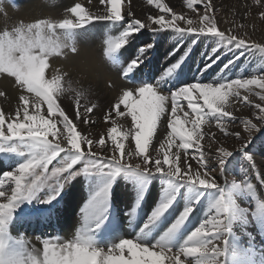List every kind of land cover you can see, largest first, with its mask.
I'll return each mask as SVG.
<instances>
[{
  "label": "snow or ice",
  "instance_id": "snow-or-ice-1",
  "mask_svg": "<svg viewBox=\"0 0 264 264\" xmlns=\"http://www.w3.org/2000/svg\"><path fill=\"white\" fill-rule=\"evenodd\" d=\"M260 2L257 0V3ZM121 3L122 0H99V4L105 6V12L94 13L77 2L66 9L77 18L75 22L68 18L59 22L39 19L22 23L11 31L0 32V74L14 78L15 84L21 89L15 116L0 111V153L19 152L23 157L22 162L13 170L0 174V198L5 201L0 202V264H222L227 244L224 234L230 231L231 216L239 212L232 202L230 192L241 188L251 191L253 185L233 183L231 189H227L212 178L211 169L206 168L207 158L201 142L206 137L214 140V134L208 136V133L202 131V126L215 123L226 137L235 136L237 141L242 140L241 133L226 131L228 123H235L237 119L230 110L235 103L258 110L256 119L264 126V75L254 74L250 78L231 80L221 77L212 83L195 82L170 91V96L161 94L158 87L152 85L124 90L104 120H110L114 111L117 117H130L131 127L118 126L117 121L112 120V126L107 128V139L112 141L114 148L111 157H107L95 150L97 145L106 147L104 136L96 140L90 135L81 134L77 125L61 110L57 98L64 90L63 78L56 75L47 79L45 70L49 66L50 56L61 55L64 49L75 52L73 34L96 21L119 24L122 28L118 35L104 41L103 55L106 60L115 58L129 38L145 28L150 32L171 30L177 34L215 37L225 47L256 50L260 53H264V45L249 42L231 30L227 34L218 30L210 0H186L187 8L199 14L198 23L185 15L176 14L160 0H147L149 5L155 4L163 14L156 17L149 15L148 24L135 18L120 24L124 20ZM196 4L202 5V14L194 7ZM127 16H133L130 10ZM261 18H264V13H261ZM181 22L184 27L180 26ZM149 48L151 45L138 50L140 55L122 68L120 75L124 79L139 67L144 52ZM255 89L260 91L256 92ZM241 90L247 95H242ZM3 95L0 92V96ZM252 95L257 96L262 103H253L249 99ZM169 100L171 112L167 116L168 132L158 147L153 146V156L149 151L150 145L153 144L157 128H163L161 118L166 113ZM181 101L187 102L190 111H184ZM45 104L46 117L41 114V106ZM121 105L125 112L119 110ZM86 111L92 113L93 107L86 108ZM76 115L80 119L79 111ZM253 115L256 113L253 112ZM241 122L248 136L239 150L247 147L250 137L259 128L251 120ZM84 123H89L87 117ZM129 137L135 143V152L131 147L125 148L124 141ZM82 145H87V149H82ZM189 149H194L195 154L191 159L197 161L203 172L196 170L193 173L192 165L188 162ZM218 151V162L223 165L232 151L223 147ZM58 157L60 159L53 165ZM133 157L141 159L133 164ZM79 164L83 167L74 170V166ZM49 165H52L51 170ZM124 170L145 176L163 174L201 189L214 190L218 197L199 225L189 231L176 247L171 245V238L188 221L193 207L185 208L159 240L144 243L140 239H122L107 246L106 253L105 247L97 246L93 239L99 224L78 229L75 237L67 242L60 243L59 238L43 239L41 254L27 251L23 239L11 237L8 225L20 202L31 201L47 188L51 194L41 202L50 203L78 175L96 174L115 178ZM109 187L110 183L93 195L86 205V219H98L96 214L107 199ZM174 201L175 194L166 192L141 232L159 220ZM195 203H199V200Z\"/></svg>",
  "mask_w": 264,
  "mask_h": 264
},
{
  "label": "rangeland",
  "instance_id": "rangeland-1",
  "mask_svg": "<svg viewBox=\"0 0 264 264\" xmlns=\"http://www.w3.org/2000/svg\"><path fill=\"white\" fill-rule=\"evenodd\" d=\"M135 1L140 5L148 6L152 12V16H154V17L163 14V13H160L159 9L155 6V4L149 5L147 3V0H135ZM19 2H21V0H14L13 2H11V1L7 2V0H0V22L1 23L6 24L11 20V18H15L17 16L30 17V19L27 21V23L35 22L36 20H39V19H49L52 21L55 20V18L52 17V11L50 9L51 6H47L45 3L40 2L33 9L25 11V13L23 14V12L26 8L20 9L19 7H15V5L19 6ZM77 2L89 10H90V8L92 9L94 7H97V6L105 8L104 5L99 4V0H91V2H90V0H64L62 2V4H60L57 9L63 8L65 6L66 8H64V10H66L69 6H73ZM249 2L251 3V6H255L256 8H258L259 3H257V0H249ZM180 5L183 8V10L185 11V14H188L185 16H187V18H190V19L197 21V23H198L199 14L193 13L190 9L187 8L186 0H180ZM194 7H197L199 9L200 14L203 13L202 5L196 4V5H194ZM219 8L220 7H218L217 9H214V12L212 13L213 16H215V17L220 16ZM129 10L131 11V0H122L121 11H122V15L124 16V20L119 22L120 24H126L130 19L134 18V16H132V17L127 16V12ZM65 13H67L66 18L73 20V22L76 21L77 18L75 16H72L71 13H69L67 11ZM261 13H263L262 10L258 9L256 14L254 15L256 20H257V23H256L255 28L253 27L254 23H252L251 27L253 30H251L250 27L248 29L244 28V27L241 29H239V28L234 29V28H230L228 26H222V24H220V23L217 24L218 30L224 31L226 34L229 32V30H231L235 35H237L238 37H242V38L246 39L247 41L252 39L253 36H255L256 32H258L262 36V35H264V18H261ZM176 14L181 15L179 13H176ZM149 15L150 14H147V15L144 14V16H142V18L139 20L143 21V19H144L143 22L148 24V23H150L147 19ZM182 15H184V14H182ZM244 19L246 20V16L244 17ZM94 23L95 24H89V25L101 24L102 29L96 26V30H98V31L104 30L105 31L104 34L102 33L103 34L102 35L103 40H98V38H97L99 47H104V41L107 39L106 38L107 36L110 37V36L118 35L119 31L122 30L121 25H119V24H114V26L108 30L104 26V24H106V22L96 21ZM227 23H230V22H227ZM89 25H86L85 27H87ZM152 26L156 27V25H152ZM180 26L184 27L185 25L183 24V22H181ZM250 31H253V32H250ZM57 32L59 33L60 30L57 29ZM105 35H106V37H105ZM184 36L190 37L192 44H191L190 40L189 41H180L181 43L177 42V44H176V42H173L174 40L175 41L181 40ZM261 38H264V37L262 36ZM129 40L135 41L136 42L135 44L138 43L137 46H139V48H145L146 45H151V47H153L154 49L156 48L155 50H157V51H158L159 45L165 44L164 46H166L167 42H168L167 44H169L171 47L174 45H178L179 47L182 46L183 44L184 45L182 47H184L186 44L188 45V46L186 45L183 48V52H182L183 58L181 59V61L179 60V61H176V63H175V65L179 63L178 64L179 66L173 67L174 68L173 71H175L177 74L176 73L173 74V72L171 71L170 73L169 72H167V74L165 73L164 77H171V76L180 77L181 72H185L186 76H189L191 71H193V69H194L195 74L193 76L197 77V75H199L198 71H200V74H203L202 76L200 75V81H198V82L208 83V81L205 79H209L211 76H214L218 72H222L223 66L226 69L228 68V66L230 67L231 63H233V62L230 63V61L235 56H240L236 60L237 61L236 63H238V64L235 67H233V69H231L229 76L231 75L232 77H236V75H240L237 78H250L251 75H254V74L255 75H264L263 64L259 65L257 63V61L252 63L250 61L251 57H249L250 55H255L257 57V60L264 62V53H260L256 50H249V49H235L231 46L225 47L215 37L203 36V35L202 36H194V35H188V34H177L171 30H165V31H159V32H150V31H148L147 28H145L142 31H140L139 33H136L134 36L130 37ZM250 41L264 45V39H259V40L254 39V40H250ZM73 42H74V44H76V42L74 40H73ZM173 43H175V44H173ZM78 44L80 45L79 42H78ZM190 44H191V46H190ZM75 47H76V45H75ZM214 49H215V51H213ZM203 51H204V53H203ZM69 53L72 55V54H75L76 51L74 53V52H71L69 50ZM194 53H196V54L201 53L200 54V61L201 62H200V65L198 68H193L194 65L195 64L197 65V63H198L197 60L195 59V57L193 56ZM102 55H103V50H102ZM190 55H192V56H190ZM121 56L122 55L120 54V58H119L120 60H121ZM103 57H104V55H103ZM116 57L114 59H116ZM147 57H148V59H147ZM142 59H143L142 63L144 64V70H146V71L142 72L141 74L138 72L139 74L136 77H140L142 82H140L141 84L139 83L137 87L144 86V85H152V86L158 87V91H160L161 94L170 96V91H174L179 87L195 83V82H188L182 86H179V85L173 83L174 85L168 84V87L162 83L158 84L159 83L157 81L158 78L156 76L153 77L152 75L149 76V74H148V70L150 72L154 71V63L153 62L155 59L159 60L158 56L155 57L153 52H148V53H146V55L143 54ZM152 59H154V60L152 61ZM194 61H195V63H194ZM209 65H211V66L209 67ZM240 66H241V68H243V69H241L242 71L239 68L236 69L237 67H240ZM231 68H232V66H231ZM159 69L162 70V65L159 66ZM211 69H212V71H211ZM219 69H221V70L219 71ZM207 70L210 72L208 73ZM248 70H250V71H248ZM214 71L217 73H215ZM252 71H254L255 73L253 74ZM118 73H119V77H120L121 76L120 72H118ZM153 75H155V74L153 73ZM121 78H123V77L121 76ZM237 78H233V79H237ZM9 79H10L9 83L11 85H14L12 90H16V93H21V89L15 84L14 78L11 79V77H10ZM183 79L185 80V78H183ZM78 80H79V82L83 81L82 78H79ZM122 81H126V80H122ZM129 82H131V81L129 80ZM166 82H168V81H166ZM129 84L133 85V83L132 84L127 83L126 85L128 86ZM107 86H108V88H111L109 85H107ZM128 87H130V86H128ZM112 89H113V87H112ZM127 89H129V88H122V91L114 89L113 93L111 94L109 99L115 98V101H116L122 95L123 91L127 90ZM255 91L259 92L260 89H255ZM249 98H253L250 100L255 102V103H262L261 101H259L258 97L255 95L249 96ZM169 102L171 103L170 100H169ZM114 103L115 102H111L112 105H114ZM180 103H181L184 111H190L187 108V102L186 101H181ZM108 106H110V104H108ZM239 106L242 107L240 104H239ZM60 107H61V110H63L65 112V115H67L65 109L62 106H60ZM111 109L112 108H106L105 111L100 112V113L95 112V114L92 115V119L94 121H98V124L100 126H104V128H100V129L97 128L96 131L100 132V134L94 133L93 134L94 137H92V138L98 140L101 137V135H103L105 138V141H106V147L97 145L95 150L97 152L101 153L102 155L106 154L107 157H111L109 154L112 153L111 150L114 148V144L112 143V141L107 139V128L112 126V120L117 121L120 117H122V116L117 117L115 115V112L113 111L111 113L110 120L105 121L104 116L106 114H108V112ZM15 110H16V108H14V113L12 114L13 117L15 116ZM79 110H80V114L84 115L86 108L82 107V108H79ZM119 110L121 112L126 111L123 108V105L120 107ZM246 110L249 113V116H248V117H250L249 119L252 122H254V124L259 123L257 126V127H259L258 130H256L253 133V135L250 137V142L247 144L246 148L239 150L241 144L246 141L247 136H248V133L245 132L244 125L241 122L245 119L248 120L247 118L243 119L242 116L236 117L237 118L236 122L235 123L229 122L228 126L226 128V131H230V132H231V130H234V132H237V131H240V129H241L242 131L239 133H241L242 137H244L243 135H245L246 139L243 138L240 141H237L235 136L226 137L220 131V129L215 126V123H213L211 125L206 124L209 128L210 133L212 135L214 134V140L213 141L210 140L208 137H206L205 143H204V145L206 147L207 142H208V146L206 147L204 152H205V155L207 158L206 168L211 169L210 175L212 176V178H214L218 184L225 186L227 189H231V185L233 183H241V184L251 183L253 185L251 191H245L243 188H241V189L233 190L230 192V195L232 197V202H233L234 206L237 209H239V212H238V214L231 216V218H230V231L228 233L224 234V240L227 242V244H226V248H225V256L222 259V264H235L234 263V261L236 260L235 255L238 254L239 249H241L244 252L250 251L249 250L250 247H247L246 243L244 242L246 240V237L242 236L241 240H240L241 242L237 239V238H239V234L236 231L238 230V228H241L243 226L242 224H239L238 222H236V219L238 218L237 215H239L240 213L245 214L244 216L247 215L246 225L250 226L249 228L257 236V239L260 240L264 237V222H263L264 221V179H263L264 178V172L261 170V168H263V166L262 165L259 166L258 163L256 162V159L254 158V157H261V159L264 158V126H262L261 122L256 119V116L259 115L258 110L252 109V108H247V107H246ZM0 111L4 112L2 110V108H0ZM29 111L31 113L32 110L29 109ZM41 112L43 113V115H45V117L47 116V114H46L47 113V105L46 104L41 106ZM253 112H255L256 115H253ZM21 119H22V114H21ZM56 119H59V117H56ZM74 123L77 125L78 131L81 134L86 135V136L91 135V134L86 133L85 130L82 129V128H84V126L78 125L76 122H74ZM117 125L118 126L123 125V123L119 124L117 121ZM124 126H127V125H124ZM103 129H105V131ZM4 131H5V133L7 132L6 126L4 128ZM204 132L207 133V131H204ZM49 139H51V137H49ZM129 139L127 141H124L125 148L127 149L128 147H131V150L133 152H135V143H134V141H132L131 137H129ZM208 139H209V141H206ZM177 143H178V141H177ZM156 145L159 146V144H156ZM156 145H154V146H156ZM158 146H156V147H158ZM87 147H88L87 145H82V149L86 150ZM221 147L225 148L226 150L232 151V154L224 161L223 165H220L218 162V157H219V151L218 150ZM152 149H153V144L150 145L149 151L154 156L155 152L152 151ZM173 150H175V149H173ZM188 152L190 154L189 156H192L193 154H195L194 149H189ZM190 152H192V153H190ZM260 154L262 156H260ZM0 156L1 157L3 156L4 158L8 159L10 162H12L11 160L13 159V162L15 163L13 168L17 167L18 164L21 163L23 160V157L19 154V152H17V153L3 152V153H0ZM62 156H63V153L61 154V157ZM59 159H60V157H58L57 160H54L53 165L56 164ZM140 159H141L140 157H133V158H131V163L134 164V163L140 161ZM192 161H196V160L192 159ZM6 163L9 164L8 162H6ZM197 166L199 168L198 163H197ZM51 167H52V165H49V170H51ZM81 167H83L82 164L76 165V166H74V170L78 171L79 168H81ZM78 176H81V175H78ZM78 176H76V177H78ZM86 176L92 177V178L96 177L102 181L101 184H99L100 185L99 189H96L93 187L95 193L97 191H99L101 188H103L105 185H108L110 183L108 196H107L106 201L104 202V204H105L104 209L106 211V215L103 217V224L106 223V216L107 215L109 216L110 211L108 210V208H110L112 205L118 206L116 201L112 200V188L115 186V184H118V181H122L123 188L124 187L126 188V186H128L129 189H131L132 191L135 190V193H136L134 196V199H132V202L127 204L128 211L132 213L131 217L126 215L127 211L125 212V210L123 209L124 207L123 208L120 207V210L123 209L125 212V213H123L124 215H123V222L122 223H123L124 229H123L122 237H120V235H118V234H116L114 236V234L112 232H110L111 233L110 234L107 230L105 232H103V231L101 232L103 237L101 238L100 241H97V240H95V238H93L95 240V243L97 246L105 247V253L107 252V246L114 245L122 239H140L143 242L145 241L146 243L155 242V240H152V239L150 241H148L147 238L145 237L146 233H148L150 236L155 234L158 237L155 239L159 240L160 237L164 234V232L168 229V227L185 210V208L193 207V211H192L188 221L171 238V241H170L171 245L173 247H176L182 242L184 236L189 231H191L192 229H194L196 226L199 225V223L204 218L206 212L210 208L211 204L214 203L215 199L218 197V193L214 190L201 189V188H198L196 186L190 185L186 182H183V181L171 178V177H167L163 174H154V175H150V176H145V175H142L139 173H133L131 170H124L120 174H118L115 178H110L107 176H101V175H96V174L82 175V178L86 177ZM75 178H73V179H75ZM112 179L114 182L112 181ZM67 184L69 185L70 183H67ZM67 184L63 187V190L68 187ZM99 185L97 187H99ZM49 190L50 189L45 188V189L41 190L31 201L20 202L18 207L15 209V211L13 213V217H12V219L8 225V231H9L11 237L13 239H23L24 245H25V248L27 249V251L34 252L35 254H41L42 253V251H43L42 240L43 239L59 238L58 242L63 243V242H67V241H69L75 237V235H73L71 238L66 239L64 233H62L63 226L60 227V226H57L55 222L53 223L52 221H48L49 218H47L46 219L47 221H44V223H43L42 222L43 218L37 217V216H41L40 214H43V213L51 210L52 207L54 205H56V203L58 201L57 199L60 197V195H62V191H63V190L60 191L59 195L56 196V198L53 199L50 203H42L41 201L47 199L48 196L51 194V190L50 191ZM152 191L156 192L157 196H156V198H154L152 204L148 206L146 203L148 201V196H149L150 192H152ZM166 192L175 194V201H174L173 205L163 214V216H161L159 218V220H157L148 229L141 232V229L144 227L145 223L148 221L153 210L161 202V196H163ZM197 200H199V203L194 204V201H197ZM0 202H5V201L3 200V198H0ZM86 203H89V201H87ZM83 212L84 213H79L77 209L74 211V216L77 217V220H80V221L89 220V219L85 218L86 210H83ZM34 216H35V218H34ZM24 221H26V222L24 224H22ZM134 221L136 223V226H135L133 231H130L129 224L134 222ZM20 224H22V227H19ZM111 227L112 226H110L109 229H111ZM158 227H161V228H158ZM66 228L68 230L67 229H63V230L68 231L70 233L72 232L73 234H76V231L78 229H80L79 227H75V226H73L70 229L68 227H66ZM21 236H23L24 238H22ZM236 241L241 244L239 248L236 247V244H235ZM38 245H41L42 249L39 248ZM33 246H36L37 249H34ZM261 247L264 250V244L263 243H262ZM236 250H237V252H236ZM125 255H127L126 252H125ZM182 259H183V257H182ZM189 259H191V258H189ZM254 263L259 264L255 260H254Z\"/></svg>",
  "mask_w": 264,
  "mask_h": 264
},
{
  "label": "bare ground",
  "instance_id": "bare-ground-1",
  "mask_svg": "<svg viewBox=\"0 0 264 264\" xmlns=\"http://www.w3.org/2000/svg\"><path fill=\"white\" fill-rule=\"evenodd\" d=\"M8 1L13 2L14 0H7V2ZM63 1L64 0H21V2H19V8L20 9L26 8L23 12V14H24L25 11L31 10L36 5H38L40 2H43L47 6H51L50 9L52 11V17L55 18L54 22H59L60 20L65 19L67 16V13H65L66 10H64V8H66L65 6L63 8L57 9L59 7V5L62 4ZM210 1H211L212 6H213V9H217L218 7H220L219 8L220 16H218V17L214 16L216 24L220 23V24H222V26H228V27L234 28V29H238V28L241 29L243 27L248 29L250 27V29L253 30L251 26H252V23H254V26H253L254 28L256 26L257 20H256L254 15L256 14L257 10L258 9L262 10V12L264 13V0H261V2L258 5V8H256L255 6H251V3L249 2V0H210ZM160 2L167 4L175 13L188 15V14H185V11L181 7L180 0H162V1L160 0ZM89 11H92L94 13H96V12L104 13L105 8L97 6V7H94L92 9L90 8ZM131 11H132L135 19H141L142 16H144V14L152 15V12L148 6L140 5L135 0H131ZM245 16H246V20L244 19ZM29 19H30V17L17 16L15 18H11V20L6 24H3L0 22V32H2L4 30L11 31L14 27L19 26L22 23L27 24V21ZM143 21H144V19H143ZM227 22H230V23H227ZM241 25H243V27H241ZM96 26L99 28L102 27L101 24H96V25H89V26H87V27H85L79 31L77 30L72 36V39L76 42V44H75L76 45V53L74 52L75 54L71 55L69 53L68 49H64L61 55L50 56L48 58V65L49 66L45 70V77L47 79H51V78H53V76H56V75H60L63 78L62 79V85H63L64 90L61 92V94L57 98V103L59 104V106H62L65 109L67 116L70 117L73 122H76L78 125L84 126V128H82V129L85 130L86 133L91 134L90 135L91 137H94L93 136L94 133L100 134V132L96 131L97 128H99V129L104 128V126H100L98 124V121H94L92 119V115L95 114V112L96 113L103 112V111H105L106 108H112L113 105L111 104V102L116 103L118 101V99L115 101V98L109 99V97L113 93V90L115 89V90L122 91V88L137 87L138 84L140 82H142V80L140 77H136V76L139 73L141 74L142 72L146 71V70H144V64L141 63L138 68L133 70V72L129 75L128 78L124 79V78H121V76L119 77L118 72H121L122 68L124 66H126L128 64V62L137 58L140 55L138 50L143 49V48H139V46H137L138 43L135 44L136 43L135 41L128 40V43L125 45L124 48H122L120 50L116 59L113 58L111 60H106L102 55V50H104V47H99V44L97 41V38H98V40H103L102 35L105 33V31L104 30H101V31L96 30ZM104 26L106 27V29L109 30L111 27L114 26V24H110L109 22H106V24H104ZM250 32H253V31H250ZM262 36L264 37V35H262ZM262 36L258 32H256L255 36H253V38L250 40L264 39V38H261ZM105 37H106V35H105ZM108 37L109 36H107L106 38H108ZM189 40L191 41L190 37L184 36L181 40H178V41L174 40L173 42H176V44H177V42L189 41ZM78 42L80 43V45L78 44ZM250 42H252V41H250ZM167 43H166V46H164L165 44L159 45L158 51L155 50L156 48L154 49L153 47H151V48L147 49V51L144 52L145 55L148 52H153L154 56L155 57L158 56V58H159V60L152 59V61L154 60V62H153L154 63V71H152V72L155 75H153V73L148 70L149 76H151V75L153 77L156 76L158 78V80H157L159 82L158 84L162 83V84H165L167 87H168V84H173V83L177 84L179 86H182L188 82L200 81V75L202 76L203 74H200V71H198L199 75L196 74L197 77L193 76L195 74L194 69H193V71H191V73L189 72L190 73L189 76H186L185 72H181L180 77H175V76L164 77V74L167 73L169 69H171L173 74L176 73L175 71H173L174 70L173 67H174L176 61H179V60L181 61V59L183 58V55H182L183 48L187 45L185 43L186 45L184 47H182L184 44L180 47L178 45H174L171 47ZM173 44H175V43H173ZM191 44H192V41H191ZM191 44H190V46H191ZM203 53H204V51H203ZM120 54L122 55L121 60L119 59ZM200 54L194 53L193 56L195 57V59L197 60L198 63L196 62L197 65L195 64L193 68L199 67L200 62H201L200 61ZM190 56H192V55H190ZM238 57H240V56H235L230 61V63L233 62V63H231L232 68H231V66L230 67L228 66V68L226 69L223 66L222 72L217 73L214 71L217 74H215L214 76H211L209 79H205V80H207L208 83H212L214 81H217L221 77H223L225 80H231L233 78L239 77L240 75H236V77H232L231 75H230L231 77L229 76L231 69H233V67H235L238 64V63H236L237 62L236 60L238 59ZM249 57H251L250 61L252 63L257 61V63L259 65L263 64V66H264V62L257 60V57L255 55H250ZM147 59H148V57H147ZM194 63H195V61H194ZM161 65H162V70L159 69V66H161ZM238 68L240 70L243 69V68H241V66L237 67L236 69H238ZM220 70L221 69H219V71ZM211 71H212V69H211ZM248 71H250V70H248ZM209 72L210 71H208V73ZM252 73L254 74L255 72L252 71ZM9 78L10 77H8L6 75L0 74V92L4 93L3 96H0V108H2V110L6 114L12 115L14 113V108L18 107V104H19L18 98H19V95L21 93H16V90H12L14 85H11L9 83V81H10ZM79 78H82L83 81L79 82V80H78ZM183 78H185V80ZM122 80H126V81H122ZM129 80L131 82H129ZM166 81H168V82H166ZM127 83H131V84L133 83V85L129 84L128 86H130V87H128L126 85ZM107 85H109L111 88H108ZM112 87H113V89H112ZM241 92H242V95H247V93H244L243 90H241ZM249 99H253V98H249ZM253 103H255V102H253ZM108 104H110V106H108ZM82 107H84V108L93 107L94 112L91 114V113H88L87 111H85V114L84 115L80 114V119H77V115H76L77 111L79 110V108H82ZM230 110L232 111V113L235 117H241L242 116L243 119L247 118L248 120H250L249 119L250 117H248L249 113L246 110V107H240L239 103H235ZM79 112H80V110H79ZM170 112H171V103L168 102L166 113L161 118V123L163 124V128L162 129L160 127L157 128L156 135L154 136V139H153V146L156 144H159L160 140H162L167 135V132H168L167 116H168V114H170ZM41 114H43V113L41 112ZM182 115H183V113H181V116ZM85 117H87L89 119V123H87V124L84 123ZM57 120H59V119H57ZM117 121L119 124L123 123V125H127V127H129V128L131 127L130 117L122 116ZM252 123H254V122H252ZM258 124H256V125L258 126ZM103 130L105 131V129H103ZM202 131H207L208 136H212V134L210 133L209 128L206 124L202 126ZM241 131L242 130L240 129V131H237V132H241ZM231 132H234V130H231ZM243 136H244L243 138L246 139L245 135H243ZM127 140H125V141H127ZM206 141H209V139ZM202 143L204 145L205 140L202 141ZM156 146H158V145H156ZM207 146H208V142H207L206 147ZM206 147L204 145V149H203L204 151H205ZM190 153H192V152H190ZM112 154L113 153H111L109 155L111 156ZM117 155H119V153H117ZM260 156H262V155L260 154ZM254 158L256 159V162L258 163L259 166L260 165L263 166V168H261V167L260 168L264 172V158H262V159H261V157H254ZM11 161L12 162H10L8 159L4 158L3 156L2 157L0 156V174H3V172H5V171H11L14 169L13 166L15 165V163L13 162V159ZM6 162H8L9 164H7ZM188 162L192 165L193 173L196 170H200L201 172H203L201 169L198 168L197 162L192 161L191 156H189ZM112 181H113V179H112ZM101 182L102 181L96 177L92 178V177L86 176V177L82 178V175L76 177L75 179H73L69 182L70 183L69 185L67 184L68 187L62 191V195H60V197L57 199L58 201H57L56 205H54L52 207V209L49 210L48 212L40 214L41 216H37V217L43 218L42 219L43 223H44V221H47L46 220L47 218H49L48 221H52L53 223L55 222L57 226H60V227L63 226V229H67L66 227H68L70 229L73 226L82 228V227H86V226H93V225H96L98 223L99 227L97 228V230L95 231V233L93 235V238H95V240H97V241H100L101 238L103 237L101 232L102 231L105 232L107 230L109 233L112 232L114 234V236L116 234H118V235H120V237H122L123 229H124V226L122 223L123 222V215H124L123 213H125L127 211L126 215H128L129 217L132 216V213L128 211L127 204L132 202V199H134V196L136 194L135 190L132 191L131 189L128 188V186H126V188L125 187L123 188L122 181H118V184H115V186L113 188L111 187L112 188V200L116 201L118 206L112 205L110 208H108V210L110 212H109V216L108 215L106 216V223L105 224H103V217L106 215V211L104 209L105 204L101 205L100 209L98 210V212L96 214L98 216V219H89L87 221H80V220H77V217L74 216V211L76 209L78 210L79 213H84L82 211V209L86 210L85 213H87L88 209H87L86 205L88 203H86V202L87 201L90 202L91 198L95 194L93 187L96 189H99L100 188L99 184H101ZM98 185H99V187H97ZM156 196H157L156 192H154V191L150 192V194L148 196V201L146 204L148 206L151 205L154 198H156ZM162 197L163 196H161V199H162ZM120 207H122V208L124 207L123 209L125 210V212L123 209H122L123 211L120 210ZM244 215L245 214H243V213H240L239 215H237L238 218L236 219V222L243 225L241 228H238V230L236 231L239 234V238H237V239L240 241L242 236L246 237L247 241L245 240L244 242L246 243L247 247H250L249 248L250 251L244 252L241 249H239L238 254L236 253L237 255H235L236 260L234 261V263L235 264H255L254 263V260H255L259 264H264V250L261 247L262 243L264 244V237L260 240L257 239V236L249 228L250 226L246 225L247 215L246 216H244ZM34 218H35V216H34ZM25 222L26 221H24L22 224H24ZM22 224H20L19 227H22ZM110 226H112L111 229H109ZM135 226H136L135 221L130 223L129 224L130 231H133ZM158 228H161V227H158ZM63 229H62V233H64L66 239L71 238L73 235H75L72 232L70 233L68 231H64ZM153 235L150 236L148 233H146L145 237L147 238L148 241H150L151 239L157 241L158 239H155V238H158V237L155 234H153ZM21 237L24 238L23 236H21ZM235 244H236L237 248H239L241 245L237 241L235 242ZM38 247L41 248V245H38ZM42 247H43V245H42ZM33 248L37 249L36 246H33ZM236 252H237V250H236Z\"/></svg>",
  "mask_w": 264,
  "mask_h": 264
},
{
  "label": "clouds",
  "instance_id": "clouds-1",
  "mask_svg": "<svg viewBox=\"0 0 264 264\" xmlns=\"http://www.w3.org/2000/svg\"><path fill=\"white\" fill-rule=\"evenodd\" d=\"M0 247H2V246H0Z\"/></svg>",
  "mask_w": 264,
  "mask_h": 264
}]
</instances>
